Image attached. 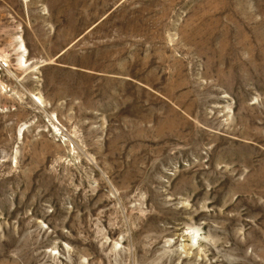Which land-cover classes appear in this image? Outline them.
Here are the masks:
<instances>
[{"label":"rangeland","instance_id":"1","mask_svg":"<svg viewBox=\"0 0 264 264\" xmlns=\"http://www.w3.org/2000/svg\"><path fill=\"white\" fill-rule=\"evenodd\" d=\"M0 264H264V0H0Z\"/></svg>","mask_w":264,"mask_h":264}]
</instances>
